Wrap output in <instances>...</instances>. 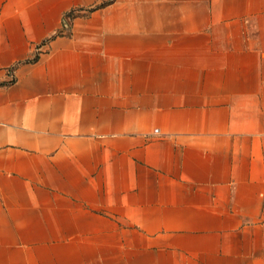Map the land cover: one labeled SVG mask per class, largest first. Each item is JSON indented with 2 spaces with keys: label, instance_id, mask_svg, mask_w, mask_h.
Wrapping results in <instances>:
<instances>
[{
  "label": "crops",
  "instance_id": "0c3cea01",
  "mask_svg": "<svg viewBox=\"0 0 264 264\" xmlns=\"http://www.w3.org/2000/svg\"><path fill=\"white\" fill-rule=\"evenodd\" d=\"M0 264H264V0H0Z\"/></svg>",
  "mask_w": 264,
  "mask_h": 264
},
{
  "label": "trees",
  "instance_id": "16d2710c",
  "mask_svg": "<svg viewBox=\"0 0 264 264\" xmlns=\"http://www.w3.org/2000/svg\"><path fill=\"white\" fill-rule=\"evenodd\" d=\"M72 13V12H71ZM70 13V14H71ZM37 58H38V55H36L34 58H31V59H28V60H26L25 62H34V61H36L37 60ZM13 82V80L10 82V83H12ZM4 85V84H3Z\"/></svg>",
  "mask_w": 264,
  "mask_h": 264
},
{
  "label": "rangeland",
  "instance_id": "374dc122",
  "mask_svg": "<svg viewBox=\"0 0 264 264\" xmlns=\"http://www.w3.org/2000/svg\"><path fill=\"white\" fill-rule=\"evenodd\" d=\"M37 54H35L32 58H34ZM14 68V67H13ZM12 68H10L8 71L11 72Z\"/></svg>",
  "mask_w": 264,
  "mask_h": 264
}]
</instances>
